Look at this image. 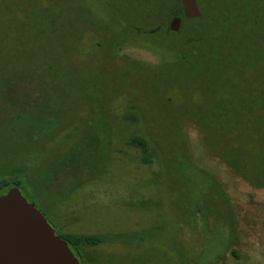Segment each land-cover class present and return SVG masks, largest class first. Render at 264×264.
<instances>
[{"label": "rangeland", "instance_id": "374dc122", "mask_svg": "<svg viewBox=\"0 0 264 264\" xmlns=\"http://www.w3.org/2000/svg\"><path fill=\"white\" fill-rule=\"evenodd\" d=\"M51 1L54 0H0V28L5 27L6 32L0 37V65L10 61L12 56L17 59V54L25 58L24 55L34 53L40 58V49H35L34 40L40 31L52 30L61 19L57 16L58 10H55L50 18L32 22L30 13L34 7H47ZM235 1L240 7L248 4L264 6V0ZM126 2L79 0L73 4V13L60 5L58 15L79 22L80 14L76 9L83 5L89 8V20L94 21L92 25L96 27L99 21L107 20V4ZM137 2L133 0L128 4ZM9 10L11 14L6 12ZM44 10H39L38 15L42 16ZM27 24L33 26L29 30L28 47L22 44L23 40L19 41L20 27L23 25L25 29ZM95 29L92 30L103 31V28ZM97 32L95 35H100ZM56 40L63 41V38ZM156 40L153 45L168 49L166 44L169 41L165 44V37ZM153 45L141 37L131 38L120 54L149 64L174 58L172 50L158 49ZM84 46L85 43L82 44ZM102 47L105 53L99 51ZM81 51L84 52V49L81 48ZM96 51H99L97 56H105L107 41H103ZM55 52L59 58L55 68L59 83H55V92L62 99L51 101L53 104L48 105L45 116L34 124H21L16 120L18 115L14 109L0 104V181L18 182L21 195L43 214L56 235L76 233L104 237V242L99 245L104 252L108 248L116 250L119 255L121 248L122 253L128 254L132 248L127 244L120 246V238L124 237L121 233L111 235L115 236L119 245L110 243L108 232L137 235L140 231L154 238L150 243L144 242L149 253L143 264L176 263L173 256L176 249H184L185 259H195L179 264H213L222 253L232 249L235 241L242 244L237 251L240 258L233 259L229 252L224 256V264H264V188L252 187L241 179L218 156L217 148L213 146L224 148L225 152H222L225 154H230L227 153L228 148L242 153L251 148L249 135L238 134L237 137L234 134V137L222 140L199 120H180L173 126L175 138L170 139L174 144L176 160L169 167L160 169L162 159L155 149L156 140L148 129L149 124L140 122L127 126L121 120L132 111L126 106L129 99L125 98L128 94L125 89H137V84H123L122 88L120 79L124 76L120 73L111 74L108 78L107 67L99 68L96 71L99 74L90 72V68L94 69L87 62L88 71L84 69L79 77H97L98 84L105 83L107 93L98 100L103 111L102 118L100 115L96 117L93 101L88 99L93 95L82 90L86 82L83 81L82 85L75 82V74L82 66L79 62L74 65L73 54L67 44ZM43 53V56H48L47 50ZM69 56L70 59L65 60ZM169 75L177 80L176 89L179 86L183 89L186 82L193 84L195 73L176 75L172 72ZM186 76L188 80L184 81ZM130 77L123 82H132ZM145 78V75H138L140 83ZM183 92V96H175L173 105L186 100L189 108L193 109L200 104L195 92ZM107 100L114 101L112 107L108 104V116ZM159 110L167 113L163 107ZM13 113L16 118H12ZM113 115L120 118L112 119ZM108 119H112V127H109L112 131L107 129ZM164 123L171 121L166 117ZM138 135L143 138L146 153L131 144V140ZM169 137L160 141L164 144ZM215 139H219L220 143ZM109 142L111 144L107 145ZM250 161L252 158L248 159ZM214 179L218 184L211 181ZM190 212L203 216L193 220L197 226H193L192 222L179 224L177 216L189 215ZM206 213L221 217L209 216L206 219ZM253 234L261 239L253 250L255 254L249 249ZM202 237L203 240L199 241ZM194 243L200 251L198 256L193 255L191 249Z\"/></svg>", "mask_w": 264, "mask_h": 264}, {"label": "trees", "instance_id": "16d2710c", "mask_svg": "<svg viewBox=\"0 0 264 264\" xmlns=\"http://www.w3.org/2000/svg\"><path fill=\"white\" fill-rule=\"evenodd\" d=\"M78 1L54 0L49 2L47 7L31 9L30 19L33 20L32 22L50 18V14L55 10H58L57 16L61 20L56 22L57 25L55 24L52 30L40 31L34 40L35 49L38 47L40 49V58L34 53L24 55L25 58H20V54H17L19 56L17 59L12 56L10 61L0 65V104L14 109L18 115L16 120L21 124H34L45 116L44 112L52 103L51 101L62 99L61 95L55 92V83L58 82L55 68L59 61L55 50L57 48L62 49L63 45L67 44L73 54L74 65L79 62L82 66L81 70L75 74V82L81 85L83 81L86 82V86L82 90L93 95L89 96L88 99L90 102H94L92 104L96 117L100 115L102 118L101 104L98 100L103 99L102 96L107 95V93L105 83L102 81V85L98 84L97 77L91 75L89 78L79 77L78 74L87 69L85 66L87 62L94 69L90 68V72L99 74L96 72L99 68L108 66L111 67L107 69L108 78L111 74L120 73L124 76L120 79L121 86L123 84H137V89H125L128 93L125 98L126 100L129 99L126 106L132 111L128 112L121 120L127 126H134L140 122L149 124L148 129L152 131L153 135L152 133L151 135L156 140L155 149L162 159L160 169L169 167L176 160L174 157L175 149L172 146L174 144L172 140L170 142L171 137L175 138L174 124L183 119H190L193 122H203L207 128L212 130L214 136L222 138V140L232 138L234 134L237 137L238 134L249 135V140L252 142V144L250 143L251 148H246L245 152L242 153L233 152L231 148H228L227 153L230 154H225L224 148L222 149L217 145L213 146L217 148L218 156L224 159L225 163L233 168L241 179L252 187L264 188V117H261V114L264 113V6L240 7V4H237L235 0H224V3L231 4L229 9L224 14H215L207 22L205 18L199 21L198 27H193L196 33L191 37L192 40L186 43V47L182 48L181 52L179 51L180 54L177 53L175 58L163 60L156 64H143L132 58L115 55L117 39L114 34L111 35L107 43V51L111 50V54L107 52L104 54L105 56H97L99 51L105 53L103 47L99 51L96 49L103 44V41H107V20H101L96 23V27L93 26L92 24L95 22L89 20L91 16L89 8L83 7V5L80 9H76L80 14L79 22H72L73 19H65L58 15L61 12L60 5L65 6L73 13V4ZM52 3H57V5ZM43 8L46 11L44 10L42 16H39L38 11ZM105 9L107 10V8ZM6 12L12 13L10 10ZM44 13L47 14L43 16ZM57 16L54 18L58 19ZM204 23L206 31L201 34L200 25L202 26ZM32 27V25L27 24L24 29V26L21 25L19 31V41L23 40L22 44L27 47L29 30ZM95 28H103V31H96L101 36L95 35L96 32L92 30ZM5 34V27H1L0 37L5 36ZM58 37L63 38V41L56 40ZM91 41L94 43L91 44ZM167 41L164 43L166 44ZM83 43H85L84 47H82ZM171 43L169 40L166 45L170 47ZM47 44L51 47L49 48ZM81 48L84 49V52L81 51ZM43 50L48 51L47 57L43 56ZM69 59L70 56L65 60ZM172 72H176V75L195 73L193 84L186 82L185 88L181 89L179 86L176 89V79H172L169 75ZM105 75L104 79L106 80ZM138 75H145L147 81L143 80L140 83ZM129 76H131L132 82H123L126 77L129 79ZM88 80L91 81L90 84ZM187 80L188 76L185 77L184 81ZM67 83L70 84V82ZM91 83L93 84L91 85ZM79 87L81 89V86ZM183 90L195 92L194 94L197 95L200 104L193 109L189 108V102L186 100L177 106L173 105L177 94L184 95ZM113 103L114 101L107 100V116L109 105L111 106ZM161 107L165 108L167 113L160 111ZM166 117L171 123H164ZM12 118H16L15 113H13ZM118 118L120 117L116 118L113 115L112 119ZM112 119L107 120L108 131L110 130L109 127H112L110 124ZM205 125L202 127L204 128ZM239 128L245 132L240 131ZM168 135L170 136L169 139L163 140L165 141L163 144L160 139L168 138ZM142 139L138 135L131 140V144L146 153V146ZM215 140L220 143L219 139ZM110 144V142L107 143V145ZM223 150L224 152H222ZM163 153L164 155H162ZM223 153L224 155H222ZM249 158H252L250 163L248 162ZM211 181L216 182L215 179ZM17 185L18 182L9 183L1 180L0 195L6 193L10 188H17ZM222 195L224 194L222 193ZM212 214L206 213V219H209ZM212 217L219 218L221 216ZM200 218L203 216H199L197 212L177 216L179 224L192 222L193 226H197V222L193 220ZM118 233L116 234L118 235ZM145 235L125 233L124 237L120 239V246L127 244L131 247L135 242L144 241ZM58 236L67 243L74 257L76 259L78 257L79 264H104L103 261H107V251L98 249L97 255H95L96 248L94 249L104 242V237L76 233ZM199 241L201 240L199 239ZM111 243L118 244L117 241ZM191 249L193 255H199L197 243H194ZM174 254L177 260L176 264L181 261L195 260L194 258L185 259L184 249H176Z\"/></svg>", "mask_w": 264, "mask_h": 264}, {"label": "flooded vegetation", "instance_id": "af4514ba", "mask_svg": "<svg viewBox=\"0 0 264 264\" xmlns=\"http://www.w3.org/2000/svg\"><path fill=\"white\" fill-rule=\"evenodd\" d=\"M127 1L126 3L113 5L111 3L107 4V43L111 35L114 34L117 39V45L114 51L115 55L127 58L132 57L122 56L120 51L127 41L131 40V38L135 39L136 37H141L152 45L157 41L156 38L165 37L168 41L170 40L172 42L171 46L167 47L168 49L161 48L156 44L153 46L162 50H172V52L175 53V58L177 53H179V51L181 52V49L186 47V43L192 40L191 37L196 33L194 28L198 27L197 23L199 21L205 18L207 22L208 19H211L215 14H224L229 9L228 7L231 6L230 3H224V0H191L193 1L190 2L191 4H189L187 0H147V2L151 1L152 3H145L144 0H136V2L138 1L136 4H128L129 2H133V0ZM52 4L57 5V3ZM192 9H195L196 15H191ZM200 29H202L201 34L206 31L205 23L202 26L200 25ZM107 52L111 54V50ZM135 60L143 64L147 63L138 59ZM109 68L111 67L107 66V69ZM116 233L117 232L107 233L110 235L109 240L111 242L116 241L115 236H111ZM119 233L122 235L125 234L122 232ZM137 234L141 235V232L137 231ZM145 236L146 237H143L144 241L135 242L131 245L132 248L129 249L128 254L122 253L121 248L119 250V255L116 253V250L113 251L107 248V261L104 260V264H143L149 253L145 248L146 245L144 242L148 241L150 243L154 239L150 237L151 235L149 234ZM120 239H122V237ZM199 239L203 240V237ZM260 240V237H256L253 234L249 247L252 254L256 253L253 250L259 245ZM99 245L94 247V249L96 248L95 255H97V251L100 249ZM241 246L242 244L239 241H235L234 244H232V249L222 253L221 256L215 259L213 264H224V256L229 252L232 254L233 259L239 260L240 257L237 251ZM173 256L175 259V254ZM169 264L176 263L175 261H170Z\"/></svg>", "mask_w": 264, "mask_h": 264}, {"label": "water", "instance_id": "95a60500", "mask_svg": "<svg viewBox=\"0 0 264 264\" xmlns=\"http://www.w3.org/2000/svg\"><path fill=\"white\" fill-rule=\"evenodd\" d=\"M0 264L79 263L43 214L13 187L0 195Z\"/></svg>", "mask_w": 264, "mask_h": 264}]
</instances>
